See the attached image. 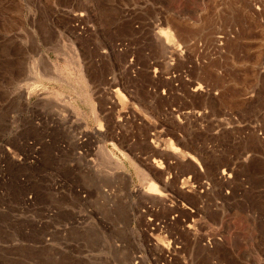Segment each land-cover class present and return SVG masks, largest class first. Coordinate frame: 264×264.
Segmentation results:
<instances>
[{
    "label": "rangeland",
    "instance_id": "rangeland-1",
    "mask_svg": "<svg viewBox=\"0 0 264 264\" xmlns=\"http://www.w3.org/2000/svg\"><path fill=\"white\" fill-rule=\"evenodd\" d=\"M0 264H264V0H0Z\"/></svg>",
    "mask_w": 264,
    "mask_h": 264
},
{
    "label": "bare ground",
    "instance_id": "bare-ground-1",
    "mask_svg": "<svg viewBox=\"0 0 264 264\" xmlns=\"http://www.w3.org/2000/svg\"><path fill=\"white\" fill-rule=\"evenodd\" d=\"M170 33V32H169ZM171 34V33H170ZM166 38L168 39L169 37H170V35L167 33V31H166ZM172 37V36H171ZM167 41V40H166ZM99 149L101 150V152L102 153H104V155L106 156V158H107V160L109 161L108 163H110V162H112V160L114 159L113 158V156H112V154L108 151V149L105 147V146H100L99 147ZM115 164V163H114ZM98 164L97 163H93V165H92V169H94V170H96V171H98ZM147 180V179H146ZM156 185L153 183V182H151L149 179L145 182V186H144V192L146 193V194H148V195H151V194H154V195H156V194H158L156 191H157V189H156Z\"/></svg>",
    "mask_w": 264,
    "mask_h": 264
}]
</instances>
